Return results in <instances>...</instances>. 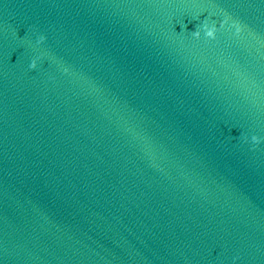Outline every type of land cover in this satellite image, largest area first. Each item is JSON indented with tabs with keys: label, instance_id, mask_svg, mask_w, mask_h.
<instances>
[{
	"label": "water",
	"instance_id": "95a60500",
	"mask_svg": "<svg viewBox=\"0 0 264 264\" xmlns=\"http://www.w3.org/2000/svg\"><path fill=\"white\" fill-rule=\"evenodd\" d=\"M0 264H264V0H0Z\"/></svg>",
	"mask_w": 264,
	"mask_h": 264
},
{
	"label": "clouds",
	"instance_id": "9594fccd",
	"mask_svg": "<svg viewBox=\"0 0 264 264\" xmlns=\"http://www.w3.org/2000/svg\"><path fill=\"white\" fill-rule=\"evenodd\" d=\"M194 35L197 37V38H199L200 37V32L199 31H196L195 33H194ZM206 35H207V37H209V38H215V35H216V29H215V27H207L206 26ZM44 39H45V37H41L40 38V42L41 43H43L44 42ZM30 67L32 68V69H35L36 67H37V62L35 61V60H33L32 61V63H31V65H30ZM254 140H257V142H258V139L256 138V137H254L253 138Z\"/></svg>",
	"mask_w": 264,
	"mask_h": 264
}]
</instances>
